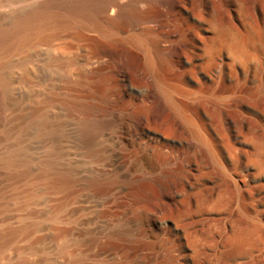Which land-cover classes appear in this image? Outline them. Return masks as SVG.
<instances>
[{"label":"rangeland","instance_id":"obj_1","mask_svg":"<svg viewBox=\"0 0 264 264\" xmlns=\"http://www.w3.org/2000/svg\"><path fill=\"white\" fill-rule=\"evenodd\" d=\"M39 1L0 0V23ZM130 6L134 22L50 29L4 54L0 161L20 162L0 163V264H264V0ZM167 97L218 164L188 148ZM92 122L103 140L87 153ZM47 163L64 185L40 176Z\"/></svg>","mask_w":264,"mask_h":264},{"label":"bare ground","instance_id":"obj_2","mask_svg":"<svg viewBox=\"0 0 264 264\" xmlns=\"http://www.w3.org/2000/svg\"><path fill=\"white\" fill-rule=\"evenodd\" d=\"M145 1H147V0H138L135 2H131L130 0H125V1H122V0H47V1L35 2L32 5H30V7L15 13L9 19V21H7L6 23H3V22L0 23V62L2 61L5 53L10 52V51H17L21 48H24L25 44L27 42H29L31 39L34 40L36 38V40H37L44 35L46 37V33H47L46 30L51 29L50 31L53 32L54 30L59 29V28H71V27L75 26L77 23L82 24V25H84L86 23L97 24V25L101 24L102 25V22H105V21L106 22H112V21L115 22V21L121 20L124 23L127 21L134 22V20L136 18L134 16L130 15V10H129V8L131 7L130 5H132L134 3L135 4H137V3L143 4V2H145ZM109 9H110V12H108ZM129 18H132V19H129ZM129 23H131V22H129ZM137 26H138V24H137ZM47 35H48V33H47ZM230 38H232V37H230ZM230 38H228V39L230 40ZM140 40L142 41V39H139V40L137 39L135 41V43L142 47L143 46L142 44L144 43V41L141 42ZM237 40H239V39H237V38H236V40H235V38L231 39V41L224 43V45L227 48V50L233 56H235L237 61H238V59H241V60L243 59L242 61L244 62L245 57H247L246 53H245L246 49H245V46L242 43H239L240 41L238 42ZM242 41H244V40H242ZM220 43H222V42L220 41ZM202 44H203V42H202ZM209 47H211V46H209ZM241 60L238 61V62H240L238 64H241ZM247 60H249V59H247ZM233 61H234V59H233ZM147 62L149 63L150 61L147 59ZM177 91H178V89H177ZM191 93H193V92H191ZM189 94H190L189 92L184 91V94H182V95L184 97H189ZM167 99L173 100V101H170V102L167 101V102H168V104L170 103V107L172 108V112L175 114V119L177 122L178 130L181 132V134L183 136H186L188 148H190L192 150H197V146H199V148H200L199 150H202V151L204 150V153L207 154V157L210 158L211 162L218 164L219 162L217 159H219L218 156H220V155H217V154H218L219 150H217L218 148L215 147L216 145H214L211 137H209L210 135H208V133H206L207 131H205V129H203V128H200L199 127L200 125H198L196 122H194L195 119L192 120L193 117L190 118V116H188L189 114L185 115V113L179 109V107L176 104L174 99H171V97H167ZM200 122H202V121H200ZM102 125L103 124H101L99 122H92V123L83 124V126L81 128L82 129L81 142L85 144L87 153H92L93 151L100 148V145L102 144V140H103L101 138V132L103 129ZM202 129L204 131H202ZM132 142H131V138H128V140L126 141V145L131 146ZM126 145H124V146H126ZM227 152H228V150H227ZM229 157H230V155H229ZM254 157H256V155H254L253 158ZM249 159H251V161H252V158H249ZM19 162H20V159L17 157L16 154L12 155L9 158H5V159L0 161V163L4 164V166L10 167L8 170L12 169V170L16 171L17 173L19 170L16 167H17V164ZM250 163H252V162H250ZM154 165L151 163H148L146 160H143L142 163H139L136 166V170L146 177V176L153 174L154 169H155ZM221 165H223V164L221 163ZM257 165H258V167L264 166V165H261L260 162L259 163L257 162V164L255 166H257ZM262 169L264 170V167L263 168L261 167V169L259 168V170H261V171H262ZM257 170H258V168H257ZM261 171H259V172L261 173ZM11 173H12V171H11ZM263 173H264V171H263ZM13 174H16V173L13 172ZM256 174H258V172ZM40 176L44 177L46 180H49V182L52 184V187H57V186L64 185L66 183V181H68V179L70 178V173L66 170H60L58 168L55 169L50 165V163H47V164H45L44 170H43V172H41ZM11 189H13V188H11ZM0 198L2 199V197H0ZM3 199H2V201H3ZM1 202H0V206H1V204H4L3 207H6L5 203H1ZM10 202H11V200H10ZM3 207L1 206L0 210H2ZM1 226L2 225L0 224V228H1ZM1 230L3 232L2 228H1Z\"/></svg>","mask_w":264,"mask_h":264}]
</instances>
